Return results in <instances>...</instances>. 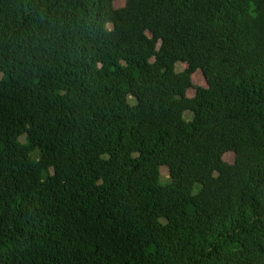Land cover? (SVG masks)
Wrapping results in <instances>:
<instances>
[{"label":"trees","instance_id":"trees-1","mask_svg":"<svg viewBox=\"0 0 264 264\" xmlns=\"http://www.w3.org/2000/svg\"><path fill=\"white\" fill-rule=\"evenodd\" d=\"M116 1L0 0V264H264V0Z\"/></svg>","mask_w":264,"mask_h":264},{"label":"rangeland","instance_id":"rangeland-1","mask_svg":"<svg viewBox=\"0 0 264 264\" xmlns=\"http://www.w3.org/2000/svg\"><path fill=\"white\" fill-rule=\"evenodd\" d=\"M125 3H126L125 0L116 1L115 2V7H117V8L124 7L125 6ZM185 68H186V65H182V64H178L177 65V71L178 72H182ZM193 80H194L195 85H197V86H203V87H206L207 86L206 85V80H205L202 72H197L194 75ZM188 95L190 97H193L195 95V91H193V90L189 91ZM186 119H191V115L190 114H187L186 115ZM38 154H39L38 151L34 152L32 154L33 159H35V160L38 159ZM225 160L227 162L232 163L235 160V155L232 154V153L231 154H228V155H226ZM161 178H162V183H168L170 181L169 174H168V170L166 168H162L161 169Z\"/></svg>","mask_w":264,"mask_h":264}]
</instances>
